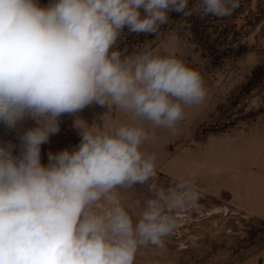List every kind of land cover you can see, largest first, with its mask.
<instances>
[{"label": "clouds", "instance_id": "obj_1", "mask_svg": "<svg viewBox=\"0 0 264 264\" xmlns=\"http://www.w3.org/2000/svg\"><path fill=\"white\" fill-rule=\"evenodd\" d=\"M238 0H0V120L15 128L31 117L37 127L15 145L0 146V264H134L138 248L157 245L176 227L170 213L197 193L187 181L167 189L149 184L134 224L117 187L155 181V156L140 151L145 128L112 134L82 129L72 151L41 145L59 131V117L96 104L113 105L153 126L174 129L184 107L203 101L198 72L176 58L111 49L127 28L154 34L169 13L228 17ZM104 201L106 211L95 206Z\"/></svg>", "mask_w": 264, "mask_h": 264}, {"label": "rangeland", "instance_id": "obj_2", "mask_svg": "<svg viewBox=\"0 0 264 264\" xmlns=\"http://www.w3.org/2000/svg\"><path fill=\"white\" fill-rule=\"evenodd\" d=\"M238 2L228 17L170 12L154 34L125 28L110 50L122 59L144 52L176 58L199 73L206 95L184 107L174 129L93 104L62 114L59 131L41 145L47 165L49 152L78 147L82 129L112 134L121 125L145 128L150 138L140 151L155 156V181L114 189L134 224L152 196L149 184L167 189L190 183L195 201L170 213L175 229L159 244L138 248L134 264H264V0ZM197 3L188 0L189 9ZM37 126L31 117L15 128L0 120V146L10 142L19 155L21 136ZM95 210L106 211L103 200Z\"/></svg>", "mask_w": 264, "mask_h": 264}]
</instances>
